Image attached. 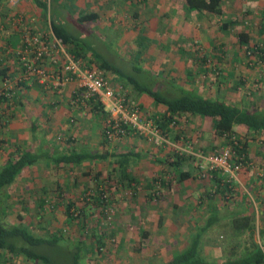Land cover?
<instances>
[{
  "label": "rangeland",
  "instance_id": "rangeland-1",
  "mask_svg": "<svg viewBox=\"0 0 264 264\" xmlns=\"http://www.w3.org/2000/svg\"><path fill=\"white\" fill-rule=\"evenodd\" d=\"M68 1L70 3V9H74V7L78 6H74L73 4L75 1L78 2V0ZM244 1L247 0H234V4H232L230 0H224L225 6L227 8L230 7V9H225L226 12L223 16L220 14L222 17L216 14L210 16L207 24L210 28L205 29L206 34L204 38L194 37V30H192V28H190V35L182 33L179 35L180 37L178 36L176 39L172 38L170 33V35L168 34L165 37H148L149 35L145 33V28L148 27V23L145 22L144 32L140 28V30H136L138 34L136 39L137 46L135 48H129L130 51L124 55H120L117 52V48L114 44L106 46V51H103L104 48L100 46L101 39L98 34L94 35L92 38L85 35L83 31L89 30L91 27L89 23H77L75 18L71 15L69 16L67 28L75 31L74 33L92 46H98V48L103 51L102 55L109 58L111 62L117 65L122 71L133 76L141 83L152 85L156 90L163 94L176 96L180 95V91H186L190 94L201 95V93H203L209 96L227 97L230 101H233L235 98L232 97L238 95L226 94L229 91L227 89H221V93L220 91L216 92L215 89H213L214 92H212L211 86H214L212 83L208 86L204 85L200 90L201 85L197 83H200L201 76L206 74V71L205 73L200 71V67L196 64L205 66L208 65V63L213 62L211 59H213L212 56L214 55H210L209 50L212 48L213 43H217L219 34L234 32L237 36V33L246 31L250 35L249 44L253 45L254 42H256L260 46L264 45V27L262 26L264 24V6H262L261 9H258L255 6H245L244 8L248 10L249 16L244 19V11L239 13L238 10L240 9L237 8L238 5H242ZM4 2L7 4L6 6H2L0 3L1 19H4V15L6 14L13 15L14 12H21L25 17L31 18V13L35 10L30 5V3H32L30 0H24V2L22 0L24 6L16 10V2H13V0H5ZM78 11L81 12L80 9ZM44 17L45 18H41L42 28L35 30L51 34L52 30L50 28L48 17ZM127 18L128 16L122 17L120 21L127 23ZM225 20L230 23V26L226 30L221 28V24ZM2 28L0 29L1 39L9 36V34L13 32L11 29ZM197 33L198 30H195V35ZM226 36L230 35L227 33ZM211 39L212 44L208 46L207 42ZM168 41L172 42V44L176 42L179 46L182 44L181 46L184 48V50L181 48L179 51L181 61L176 64L174 63V50H171L172 53L170 54L167 53ZM159 42L161 44H159ZM150 45H153V47L148 50ZM72 46V44H69L66 45V48L69 50ZM12 47L15 48V44ZM222 47L223 45L220 46V48ZM227 48L230 49L231 47L229 45H224V55L221 57L226 58L225 61L229 63L230 58ZM99 49H97V51H100ZM187 49H192L194 51V55L191 56L194 60L196 59V64L190 63L191 57L188 56ZM247 50L249 49L244 47L238 48V54L236 57L238 58L239 54H242L241 61L244 66H253L248 64L250 58L246 53ZM89 57L92 58V56H87L86 58ZM236 57L235 61L237 65L239 63L242 64L241 61H239L240 58L237 59ZM78 58L85 63L86 58L82 56H79ZM94 59L93 61L91 59L90 64L97 66ZM139 67L143 70L139 71ZM253 67H255V71L252 70L251 73L255 74V76L260 75L261 77L259 76V78H262V76H264V69L259 66ZM20 70L21 72L16 74L15 77H12L11 74L8 73V84L13 86L20 80V78H22L23 72L21 66ZM106 73L109 76L108 78H111L113 85L127 92L130 99H135L142 104V108L144 109V113L146 115L159 114L161 112L160 109H164L162 105L154 103V101L147 95L137 94L134 91L132 84L125 78H121L117 75L113 76L110 72ZM206 75H208V73ZM34 82L35 80H33L32 86L36 85ZM172 87H174L173 91ZM7 88L11 87L7 85ZM260 90L262 92L260 95L262 99H264V85L256 89V93L258 94H256L255 97L259 96ZM230 91L236 92L233 89ZM249 94L251 93L243 92V96H247ZM252 95H254L253 92ZM54 97L55 95L53 98ZM68 99L69 98L66 100ZM55 100L56 98L53 99L54 103H52V105L55 104ZM242 101L248 103L247 99H244V97H242ZM58 102L59 101H57L56 104L60 105ZM68 104L70 105V111H76L74 109L75 107L71 106V103L68 102ZM158 106L160 107L159 110L157 109ZM7 117V120L11 123L10 117ZM58 118H55V121H53V119L36 118L39 128L36 131V134L38 135H36L35 139H32L29 136V138H25L26 140H24L23 133L19 135L18 133H15L16 139L12 140L13 138L12 136L11 138L8 136V132L6 138L10 141L12 147L17 148V146L22 147L27 144L30 149H33L39 147L37 145L39 144L38 137L41 136V131H43L45 134H49L48 138L52 139L54 144L46 142L43 144L41 149L46 150L47 152L52 150H57L59 152L60 150L57 144L62 146L64 143L66 148L72 145L69 144V141L67 140L71 133H69V130H71L72 127L66 129L68 131L66 133L67 136L63 132L58 131L60 123L59 120L61 122L63 120ZM24 120L26 119L17 120L22 123L19 127L21 129L24 128ZM29 121L30 120H27L26 122L29 124ZM67 121L72 124L75 122V117L69 116ZM179 122L181 121H178V126H180ZM175 125H177V122ZM5 126H7V124L3 127ZM21 129L17 130L22 131ZM0 130V134L5 131L1 127ZM73 132L75 134V131ZM199 134L201 133L196 131L195 136L187 139V142L188 145L191 146L192 149L190 150H192V152L197 150L201 151L205 157L211 156L212 153L222 149L223 147H232L236 137L242 140L241 137H238L239 132L236 130L230 139H225L224 137L221 139L220 137L211 134L205 137V139H210L211 142H214V145L210 147L205 146L203 143L204 140L201 139ZM251 139H253L254 143H258L259 145L260 143H264V135ZM138 140H141V138L138 137ZM218 140H221L220 144H215ZM128 142L129 139H123L120 141L114 140L112 143L127 144ZM7 145L8 142L6 141L5 143L0 144V166L7 157H15L16 155V150L8 153ZM183 147L184 146L181 144L177 145V147L172 146L174 150L178 151ZM261 148L262 150H260L259 153L263 155L264 147ZM103 150L104 148H102V151ZM167 150L171 149L166 148V151ZM185 150L189 149H184V151ZM99 151H101V149ZM251 159L253 160V158ZM203 161L205 164H210L206 161V159ZM258 164L260 166L262 163ZM255 165L257 166V164ZM116 168L117 165L113 166L112 161H96V163L92 165V168L86 164L71 166H67V164H65L59 167H53L50 162H45V159H40L36 165L24 170L22 174H20L16 180L8 186L6 190L7 194L6 196H3L2 212L4 214V221L8 224L22 223L28 225L33 233L45 237L51 235L57 230L60 231L64 238L62 237L55 248L48 245L41 248L42 252L46 253L55 263L57 262L59 264H63L65 261H63L62 258L65 257L69 248L68 246H74L73 243L80 240L82 246L87 245L89 247L88 251L87 249L86 251L84 250V257L81 259V264H162L170 257L173 251L184 247L186 244L185 242H187L189 238L190 232L194 229L193 225L197 217L196 215H191L189 212L181 214L179 212L180 210L176 207H174L175 209L167 208L168 206H172V201L181 203L183 202V199H185L186 202H190V197H187L188 199H186L184 195L186 192L187 194L189 193L188 190H190L192 186L184 187L182 184L180 186L175 184L173 186L172 196L170 197V193L166 192L170 189L169 187H163V185L158 182H154L152 185L154 180H158L155 168H153L155 172H152L150 178H148L147 176L149 175V170L146 171L145 169L146 172L144 173L140 171L136 172L131 165H128L127 170L130 175L137 178H135L134 181H129L127 178L120 180L121 174L118 170H116ZM97 171H100L101 173L95 179L94 176H96ZM258 171L260 175L264 174V166ZM239 176L240 174L237 175L236 178L238 184L236 188L241 190L244 188L243 182H241V178ZM120 181L123 183L121 184ZM127 183L129 184L127 185ZM64 191L67 192L65 193ZM178 192L182 193L180 194V197ZM145 193L147 196H149V194L152 195V197H150V199L146 198L147 200L145 199V201L144 198L147 197ZM187 194L186 196H189ZM193 196L195 197V195ZM41 199L44 202L43 204H40ZM69 200L73 201L74 205L72 207V214L74 218L71 219H69L65 214L66 205ZM140 204H143L144 206V213L141 212L140 215L137 214L135 217L128 214L126 205L130 209H136V206ZM165 204L168 206L165 207ZM42 205L44 210L43 212H40ZM130 217L131 222L127 223L126 220ZM168 220H171L172 223ZM167 221L171 225L166 226L165 224ZM216 230L221 231L222 229L220 227ZM216 230L209 232L208 236H210L211 240L217 237V235L219 236ZM142 232H146L147 234L143 237L141 236ZM208 236L206 235L202 241V249L205 256L208 259L214 258L215 260H221L224 256V236L218 237L219 241H221L220 244L216 246L210 244L207 239ZM254 238L258 240V233L256 231ZM262 241L264 242L263 238ZM6 261L9 262V264H43L39 261L28 260L22 255L7 257ZM3 264L5 263L3 262Z\"/></svg>",
  "mask_w": 264,
  "mask_h": 264
},
{
  "label": "trees",
  "instance_id": "trees-1",
  "mask_svg": "<svg viewBox=\"0 0 264 264\" xmlns=\"http://www.w3.org/2000/svg\"><path fill=\"white\" fill-rule=\"evenodd\" d=\"M58 1L59 0H33V3L36 9L42 13L43 16L48 17L53 34L65 45H73L72 48L68 50L71 54L76 57L82 56L84 58L92 56V58H86L85 63H83L84 65H91V59L93 61L95 58L96 60L94 59V62L96 61V67L100 69L106 78L109 77L106 72H110L113 76L117 75L121 78H125L132 84L133 89L137 94H145L150 97L154 103L164 107V110L159 114L146 115L144 113V109L142 108V104L139 101L130 99L127 92L113 85L119 95L124 99L123 104L129 106L131 109H137L143 119H152L153 123L160 131V134L166 136L167 132H171L173 125H175L181 115H192L212 122L214 135L224 137L225 139H230L233 136L236 126H242L244 131H246L247 136L255 133L264 135V108L255 104L252 106H238L225 99L190 94L186 91H180V95L169 96L156 90L152 85L141 83L133 76L125 73L117 65L112 63L109 58L106 56L104 57L102 55L103 51L100 50L98 46H92L74 33L75 31L67 28V19L61 17L62 13L58 6H56ZM184 1L185 7L188 10L204 11L216 15H220L222 13V0ZM0 2H2V0H0ZM20 14L22 13L14 12L13 15H4V19L0 18V29L3 26L2 29H11L13 30L11 33H18V40L14 41V44L18 45L20 43L22 45V39L25 37L24 33L26 27L24 26H27L30 29L31 34L38 32L27 23L24 14H22L24 22H14V18L18 17ZM97 18V12L84 11L79 12L76 15L75 21L82 24ZM229 25L230 23L225 20L222 22L221 28L226 30ZM262 26L264 27V24ZM249 36L250 35L246 31L237 33L239 44L241 46H245V48L249 50L257 46L261 54H264V45L260 46L256 42H254L253 45L249 44ZM97 49L100 51H97ZM260 57L262 56H257V58ZM249 62H252V64H249ZM248 64L258 66L256 62L252 61V59H249ZM1 65H5V62L0 60V66ZM138 70L141 71L143 69L139 67ZM7 71L8 67L6 66L0 68L1 128L5 124L9 123V120H7V116H9L7 108L10 106L9 102L11 97H14L16 94L14 93L15 89L29 85L27 82H31L32 85L33 80H35H24L20 78V80L11 88H5V85L9 83V72ZM34 83H36L34 87L38 86V91L41 94H51L55 96L58 94L61 96L63 93L62 90L69 85V83H67L62 87H54L50 85L51 83H49L48 86H45L37 82V80H35ZM74 84L75 86L73 90L64 100L65 106L69 108V102L72 104L71 106L75 107V110H90L97 117L103 143H111L114 140H127L129 137H139L141 139H145L141 134L132 133L129 127L130 125L125 123L123 120L118 121V131L116 132V130L112 128L115 121L111 120L110 123L112 124H109L106 121L109 117V112L106 110V107H104L101 103L95 102L93 99L82 102V89L78 87L76 83ZM173 90L174 87H172V91ZM67 98L69 99L66 100ZM38 128L39 127L35 119L31 122L32 133L35 132L34 134H31L32 139L36 138V131ZM122 129L126 132L124 131L123 133ZM108 131L114 132V136L109 137ZM116 133H118V135H116ZM38 139V148L30 149L28 146H25V148L22 149L17 146L15 157L7 158L6 162L0 166V264H3V262L5 264H9V262L6 261L7 257H12L14 255H22L28 260L39 261L43 264L57 263H55L46 253L42 252L41 248L46 245L55 248L63 237V234L60 231L57 230L51 235L45 237L33 233L28 225L22 223L8 224L4 221V214L2 212L3 196H6L8 186H10L16 178L22 174L25 168L33 167L40 159H45V161L50 162L53 167H59L61 164L80 165L86 161L91 162L94 160H108V158L113 157L117 163L116 170H118L121 174L120 180L127 178L129 181H134L135 179L128 172L127 165L129 164L128 156L135 154L136 152L134 153L131 150L126 152L114 150L111 152L108 149L97 152L89 150L86 147L77 149L71 146L59 152L57 150L47 152L43 151L41 148L44 143L48 142V140L44 137ZM67 140L69 141V144L72 141L70 136H68ZM246 140L247 139L243 141L236 137V140L232 144V156L229 161L232 164H242V168L239 170L237 175L245 169H253L257 172L260 170L261 165L264 166V164L259 166L257 162H254L251 157H249L247 147L248 142ZM5 141L7 142L6 137H0V144L5 143ZM196 162H198V164H196ZM164 163L165 166L163 176H167L169 178H166V180L165 178H162L161 180H154L152 185L154 182H159L163 185V187L167 186L171 188L173 180H175V182L182 183L183 181L191 179L195 176H198V178L203 180L205 178H210V182H208L209 185L206 183V197L202 196L198 200L199 205L205 204L204 206H206V210L203 213H199V216L196 214L197 217L193 225L194 229L190 232L186 246L182 249L173 251L171 257L165 260L162 264H264L263 244L254 238L256 231V214L253 210L254 199L249 196L250 188L248 187L238 190V188H236L238 186L236 181L237 179L229 177V174L221 171L219 168L210 169L209 164H203L204 161L201 157L193 156L190 153L172 152V155L169 156ZM193 163H195L194 165L196 169L192 165ZM255 164H257V166ZM200 165L203 166L200 167ZM195 170L197 173L193 174ZM96 173V176H94L95 179L101 172L97 171ZM256 175L257 174H255V176ZM256 177L258 179L261 178L262 180L264 176L257 175ZM122 183L123 182H121V184ZM128 184L129 183H127V185ZM256 187L258 190L263 189L264 180H262L261 183L259 182ZM241 193L242 196H247L249 199H246L245 197L240 199ZM41 203H44L42 199L40 201V204ZM233 206H240V209L236 211L232 210ZM72 207L73 201L69 200L65 211V214L69 219L74 218L72 214ZM41 208L40 212H43V205ZM250 208H252V210ZM220 227L222 229L221 231L216 230ZM213 230H216L220 237L224 236V256L221 260H215L214 258L208 259L202 249L203 238H205L206 235L208 236L209 232ZM259 233L261 240V235L263 237L264 229H260ZM219 236L217 235V237L213 238V240H211L210 236H208L207 239L210 244L216 246L219 245L221 241L218 239ZM73 245L74 246H68V251L65 254V257L62 258V260L65 261L63 264H81V259L84 257V250L86 251L87 249L88 251L89 248L87 245L82 246L80 240L74 242Z\"/></svg>",
  "mask_w": 264,
  "mask_h": 264
},
{
  "label": "crops",
  "instance_id": "crops-1",
  "mask_svg": "<svg viewBox=\"0 0 264 264\" xmlns=\"http://www.w3.org/2000/svg\"><path fill=\"white\" fill-rule=\"evenodd\" d=\"M4 1L5 0H2V2H0L2 6L7 5ZM30 1L32 2L30 3V5L35 10H33L34 12L31 10L33 12L31 13L32 17L31 18L26 17V20H27V23L31 25V27L39 30L42 28L41 18H45V17L42 15V13H40L36 9L33 3V0H30ZM13 2H16L15 10L22 8L24 6L23 5L24 0L23 2L22 0H13ZM230 2L234 4V0H230ZM58 3L56 6H58L59 10L62 13L61 17L66 18L67 21L69 20V16L71 15L75 18L79 12L78 11L79 9L81 12H84V11L97 12L98 14L97 19L86 22V23H89V25H91L92 28L90 27L88 31H83V32L89 38H92L94 37V35L98 34V36L101 39L100 46L104 48L103 51H106V46H109L110 44H114L115 47L117 48V52L120 55H124L128 53L130 51L129 48L131 47L135 48L137 46L136 39L138 37V34L136 30L141 29L144 32L145 22L148 23V27L145 28V31H146L145 33L149 35L148 37L150 36L152 37L164 36L165 37L166 35L170 33L172 38L176 39L182 33L190 35V32H191L190 28H192V30H194L193 31L194 37L204 38L206 34L205 29L210 28L207 25L208 20L211 15H214L212 13H208L204 11L188 10L185 7L184 0H140V1L139 0H78V2L75 1L73 3L74 6L78 5L74 7V9H70V3L68 0H59ZM263 4H264V0H253V1L247 0V1H244L242 5H238L237 8L240 9L238 10L239 13L241 11H244L245 13L244 19H245L247 18V16H249L248 10L244 8L245 6L246 7L255 6L256 8L261 9L262 6H264ZM232 6H235V5H232ZM223 7H226L224 4V0H222V5H221V9H222L221 15L222 16L226 12L225 9L227 10L230 9V7L228 8L227 7L223 8ZM125 16H128L127 23H123V21H120V19ZM193 28H197V29H193ZM195 30H198V33L196 35H195ZM227 33L230 36H226ZM227 33L219 34L217 43L216 44L213 43L212 48L209 50L210 55L212 54L214 55L212 56L213 59H211L213 60V62L208 63V65H212V66H208V65L204 66V65L196 64L197 63L196 59L194 60V58L192 57L194 55V51L192 49H187L188 50L187 54L188 56L191 57L190 59L191 62L190 61L189 62L191 64L195 63L196 65H198V67H200V71H203L204 73L206 71V74L208 73V75L203 74L201 76L200 83H197V84L201 85L200 90L204 85L208 86L210 83H212L214 84V86H211L212 92H214L213 89H215L216 92L220 91V93H221V89H227L229 91L226 94L238 95V96L232 97V98H235L233 99V101H230V99H228L227 97H222V96L220 97L210 96V97L225 99L238 106H252L253 104H256L257 106L264 108V99H262L260 95L262 93L261 90L259 91V96L255 97V95L258 94L256 93V89L264 85V76H262V78H259L260 75L255 76V74L251 73L252 70L255 71V67L244 66V64L241 61L242 54H239L238 58H240L239 61H241L243 65L240 64L238 60L237 61L239 64L237 65L235 61V57L238 54L237 52L238 48H243V47L245 48V46H241L239 44L238 37L236 36L234 32H227ZM10 34L9 36L5 38H2V39L0 38L1 40L0 41V60L5 62V65H3V67L5 66L8 67L7 72H9L11 76L15 77L16 74L21 72L20 64L18 63L17 58L15 57L14 54H12L13 49H14L12 46H14V41L18 40V33H10ZM228 38H231L232 40ZM207 43H208V46H210V44H212V39L208 41ZM159 44L161 43L159 42ZM15 45L16 47L18 46V44H15ZM181 45L179 46L178 44H176V42L172 44V42H169V41L167 44L168 54L172 53L171 50L172 51L174 50L173 53L175 57V60H174L175 64L181 61L180 59L181 55L179 51L181 50V48L184 50V48ZM222 45L223 47L220 48V46ZM224 45H229L231 47L230 48L231 50L227 48L228 49L227 51L229 52V58H230L229 63L225 61L226 58L221 57L224 55V50H223ZM150 46L148 47V50H150L149 48L153 47V45H150ZM0 68H2V65L0 66ZM27 83L29 85L23 86L22 88H19V89L18 88L15 89L14 93L16 94L14 97H11L10 102H9L10 103L9 108L6 107L7 112L9 113V116L11 119L10 121L11 123H8L7 126L2 127L5 131H3L2 134H0L1 135L0 137H7V132H8L9 133L8 136H10V138L12 136L13 138L12 140H15L16 139L15 133H18V135L23 133L24 140H26L25 138H29V136L30 137L32 136L31 134L35 133V132L32 133V130H31V122L33 120H35L36 118L37 119L45 118V119H53V121H55V118L60 117L58 119H63V120L62 122L59 120L60 123L58 126L59 127L58 131L66 134L68 132L66 129L72 127L71 128L72 131L69 130V133L71 132L69 136L72 139L70 143L72 144L70 145L71 147H75L77 149L86 147L89 150H93L97 152H101L102 148H104V150L108 149L111 152H113L114 150H117L119 152H126V151L131 150L132 152L134 153L136 152V153L128 156L129 158L128 165H131V167H133V169L136 172L140 171L144 173L147 170H149V175L147 176L148 178H150V175L152 172H155V170H153V168H155L157 172L156 175L159 180H161L162 178H165V180L166 178H169L167 176L166 177L163 176V173H164L163 170L165 166L164 162L167 158H169V156L172 155V152L173 153L174 152H186L194 156L193 154L194 152L190 150L192 148L191 146L188 145L187 139L195 136L196 131H199L201 133L199 135L201 136V139L204 140L203 143L205 144V146L212 147L214 145V142H211L210 139L209 140L205 139V137H207L208 135L214 134L213 129H212V122L206 121L204 119H201L200 117L192 116V115H181L178 120V121H181L179 122L180 126H178V121H177V125L172 127L171 132H167V135H166L167 137L165 136L166 141L164 143L157 144L155 142H152L149 139L138 140V138L136 139L132 137L128 138L129 142L127 144L126 143L116 144L112 142L109 144L103 143L101 139V135H100V128H99L97 117L90 110L70 111V109L65 106L64 100L75 86L73 82L69 83V85L66 86L62 90L63 93L61 94V96L63 97H61L60 94L54 97L56 98V100H55V104L53 105L52 103H54L53 102L54 95H51V94L43 95L38 91L39 89L38 86L34 87L31 85V82H27ZM7 85H9V87H12L10 84H6L5 88H7ZM231 89L235 90L236 92L230 91ZM243 92L251 93V94L247 96L246 95L243 96ZM252 92L254 95H252ZM201 95L209 96L203 93H201ZM242 97H244V99H247L248 103H245L244 101H242ZM57 100H59L58 103H60V105L56 104ZM159 108L160 107L158 106L157 109L159 110ZM160 110L162 112L164 109L161 108ZM69 116L75 117L74 123L70 124L69 121H67V118ZM20 119H26L23 122L24 124L23 129L19 128L20 124L22 123L20 121L18 122L17 120H20ZM27 120H30L29 124L26 122ZM17 129H21L22 131H18ZM234 130L238 131L239 132L238 137H241V139L245 141L247 134H246V131H244L243 127L236 126ZM73 131H75V134ZM41 132L42 134L38 138L44 137L46 140H48V143L54 144L52 139L48 138L49 134L47 135L45 134V132L43 131ZM257 136L261 137L262 134L260 133L249 134V136L247 137L246 141L248 142L247 147L249 151V157L253 158V160L257 163L264 164V154L262 155L259 153V151L262 150L261 147H264V143L263 144L260 143L259 145L258 143H254L253 139H251V138H257ZM218 137L222 139L221 136H218ZM220 141L221 140H218L215 144H220ZM7 142H8V145H7L8 153L15 151L17 149L15 147H12V144L10 143L9 140H7ZM180 144L184 146L183 148H181V150L178 151L172 148V146L177 147V145H180ZM25 146H28V145L26 144V145H23L22 147L20 146V148L23 149L25 148ZM57 146L59 147L60 151L67 149L64 143L62 144V146L58 144ZM166 148L171 149V150L166 151ZM100 149L101 151H99ZM184 149H189V150L184 151ZM43 151H46V150H43ZM0 153H1V146H0ZM6 159L2 163V165L6 162ZM96 161H108V162L112 161L113 166L117 165L113 157L108 158V160H94L91 162L86 161L81 164L89 165L90 168H92V165L96 163ZM194 164L195 163H193L192 165L195 168ZM62 165H65V164H61L60 166ZM71 165L72 164H67V166H71ZM260 167L263 168L262 165ZM26 169L27 168H25L24 170ZM196 173L197 171L195 170L193 174H196ZM255 174L260 175L258 171L256 172L253 169H249V170L245 169L240 173L239 177L241 178L240 179L241 182H243V188L245 189L249 187L250 188L249 196L254 199L253 201L254 209L253 210L256 214V232L258 233L257 241L260 243L262 242L263 244L262 247H264V242L262 241V238L264 239V234H263V237L261 235V240H260V233H259L260 229L262 228L264 229V189L258 190L256 187L259 182L261 183L262 180H264V177L262 180L261 178H259L260 179L259 180L256 177L257 175L255 176ZM260 176H264V174ZM208 182H210V178H207V179L205 178L203 180L201 178H198V176L185 180L182 183H178V182H175V180H173L172 187L166 191L167 193H170V197L172 196V193H173V186L175 184H178L179 186L182 184L184 187L192 186L191 189L188 190L189 193L187 194L186 192V194L189 196H186V194L184 195L186 199H188L187 197H190L191 201L186 202L185 199H183V202L181 203H178L177 201H172L171 202L172 206H168L167 204H165L166 205L165 207L168 206L167 208L169 209H175L174 207H176L177 209L180 210L179 212L181 214H185L186 212H189L191 213V215L197 214V216H199V213H203L206 210L205 209L206 206H204L205 204L199 205L198 200L202 196L206 197L205 194L207 190H205V187H206V183L207 185L209 184ZM64 192L66 193L67 191H64ZM180 194L182 193L178 192L179 197H180ZM145 195L147 196L146 193ZM193 195H195V197ZM150 197H152V195L149 194V196L145 197L144 200L146 198L150 199ZM243 197H245L246 199H249L247 196H244V195L242 196V193H241L240 199H242ZM136 207H137L136 209L135 208L130 209L126 205V208L128 209V210L126 209L128 214L131 216L133 215L135 217L137 216V214L140 215V213L144 211L143 204L142 205L140 204ZM239 209H240V206L232 207V210H235V211ZM250 209L252 210V208ZM168 221L170 222L171 220H168ZM168 221L165 224L166 226L171 225L169 224ZM126 222L130 223L131 217L128 220H126ZM146 234H147L146 232H142L141 236L144 237ZM185 243L187 244V242ZM186 244L184 245V247L186 246Z\"/></svg>",
  "mask_w": 264,
  "mask_h": 264
},
{
  "label": "built area",
  "instance_id": "built-area-1",
  "mask_svg": "<svg viewBox=\"0 0 264 264\" xmlns=\"http://www.w3.org/2000/svg\"><path fill=\"white\" fill-rule=\"evenodd\" d=\"M14 22H24L23 15L20 14L15 17ZM24 27H26L25 37L22 39L24 44L21 45L20 43L12 52L22 68V79H35L45 86L51 83L50 85L54 87H62L67 83L74 82L82 89V102L93 99L106 107L109 112L106 121L109 124H112L110 123L111 120L115 121L112 128L116 132L118 131V121L123 120L130 125L132 133L141 134L145 139L157 144L164 143L166 137L160 134L152 119H143L137 109H131L129 106L124 105V99L119 95L110 78H106L100 69L94 65H84L80 58L68 51L66 45L53 32L51 34L42 32L31 34L30 29L27 26ZM246 53L253 62L264 69V54H261L257 46L247 50ZM258 55L262 57L257 58ZM249 64H252V62H249ZM124 131L122 132L124 133ZM108 135L112 137L114 132L108 131ZM231 149V146L223 147L208 157H205L201 151H196L193 154L203 160L206 159L210 163V169L219 168L229 174V177L236 179L242 164H232L229 161L232 156ZM202 166L200 165V167Z\"/></svg>",
  "mask_w": 264,
  "mask_h": 264
}]
</instances>
